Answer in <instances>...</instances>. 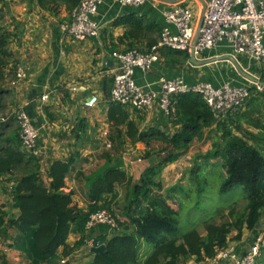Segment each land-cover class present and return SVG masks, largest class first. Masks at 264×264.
Returning a JSON list of instances; mask_svg holds the SVG:
<instances>
[{
	"label": "trees",
	"instance_id": "16d2710c",
	"mask_svg": "<svg viewBox=\"0 0 264 264\" xmlns=\"http://www.w3.org/2000/svg\"><path fill=\"white\" fill-rule=\"evenodd\" d=\"M38 1L42 8L45 2L65 3L71 11L81 0ZM7 8L9 0H0V95L4 70L13 58L10 43L21 35L20 24L15 20L11 22L17 30L14 32L2 24ZM120 22L116 21L114 26ZM130 28L124 38H136L151 26L143 28L141 22L131 21ZM133 44L132 41L130 46ZM182 54L187 61L189 55ZM249 90L244 107L219 121L196 94L189 92L178 96L175 119L171 122L180 130L172 137L156 129L140 131L132 119L135 111L110 101L107 109L110 146L118 150L129 140L131 144L144 142L150 147L151 142L160 137L166 147L156 153L149 148L144 153L142 158L149 166L137 181L126 171L122 157L116 156L118 151L103 153L104 164L89 174L77 173L76 180L80 178L84 183L80 193L87 205L85 210L73 203L74 191H65L73 159L51 162L45 171V181L40 157L26 153L18 132L5 135L4 124H1L0 176L8 175V180L13 182L9 195L17 216L0 210V237L10 240L9 248L21 252L24 257L21 264H60L58 249L62 248V257H68L79 247L86 246L88 218L104 210L115 219L117 229L109 237L107 234L95 236L96 242L105 245V251L93 254L88 250L92 257L90 264H186L191 259L200 263L214 258L218 251L228 247L229 241L241 240L244 230L257 236L264 217V89L258 90L256 86ZM2 107L0 100V109ZM244 125L256 129L257 133L245 130ZM206 138L211 140V147L199 155L198 172H191V181H195L194 176L198 177L203 164L217 160L221 164L217 175L222 179L219 193L241 187L245 206L241 210L230 207L227 220L222 223L203 222L204 235L192 229L177 236L179 210L171 205L169 196L161 193L160 174L188 152L193 140ZM201 178L199 175V198L209 188L207 181ZM118 188L124 189L122 198H119ZM10 231L14 232L13 236ZM71 233L81 237L73 246H68L66 241ZM143 241L155 243L144 259L141 256ZM0 264H7V261L3 258ZM260 264H264V260Z\"/></svg>",
	"mask_w": 264,
	"mask_h": 264
},
{
	"label": "crops",
	"instance_id": "0c3cea01",
	"mask_svg": "<svg viewBox=\"0 0 264 264\" xmlns=\"http://www.w3.org/2000/svg\"><path fill=\"white\" fill-rule=\"evenodd\" d=\"M195 4L192 0H179L177 3L148 0L142 6L134 8L121 6L114 0H104L93 17L100 25L99 35L78 42L60 30V25L70 20L69 5L45 2V8H42L38 0H32L30 4L26 0L9 1L10 7L5 9V13L8 12L18 20L21 35L10 43L13 58L4 70L3 93L0 95V100L11 118L9 120V117H0V125L4 124L2 130L5 135L17 132L13 113L18 107L26 111L39 131L37 150L42 178L45 181V171L51 162L73 159L72 172L66 180L65 191H74L72 201L78 208L85 210L87 205L82 192L80 193L84 183L80 178L76 180V175H87L94 170L86 167L93 166L92 154L104 148L102 153L118 151L142 156L150 148L144 142L131 144L126 140L120 149L115 150L114 145L110 146L107 140L110 132L107 109L110 103L109 93L113 87L111 70L117 66L112 54L131 49L149 51L157 42L162 28L166 26L163 13L178 5H191L195 8ZM118 20L121 24L114 26ZM131 21L141 22L143 28L150 24L151 29L136 38H124L131 29ZM171 30H174L173 27ZM132 41L134 44L130 46ZM214 56L215 52L204 55L205 58ZM109 57L112 61L107 60ZM16 64L22 65L26 73V79L20 82L13 73ZM209 65L195 67L189 63V58L185 61L182 52L161 51L159 60L150 71L144 73L136 69L133 78L137 84L155 90L161 80L176 77H182L190 87L197 82H208L215 87L225 82L240 85L234 83L233 78L224 76V73H214V70L208 68ZM199 68L204 70L195 76ZM44 94L49 96L47 101L42 102L41 97ZM92 95L98 96V104L91 109L84 108L85 101ZM132 119L137 122L140 131L156 129L165 136L172 137L180 130L158 108L145 113L134 112ZM64 152L68 156L64 155L63 158L61 155ZM12 185L8 175L0 176V210L15 217L17 209L12 207L9 195ZM9 233L14 235L13 231ZM106 233L104 226L97 225L88 235L97 237ZM255 236L256 233L244 230L241 240L229 241L228 246H232L238 255H242ZM80 237L77 233L69 234L67 245L73 246ZM10 243V240L4 241L0 237V256L4 255L7 264H14L9 259V252L12 251V259L17 262L22 255L19 250L9 248L7 245ZM57 253L60 264H90L92 259L86 246L79 247L68 257H62V248ZM82 258H85L83 262ZM186 264L208 262L198 263L191 259Z\"/></svg>",
	"mask_w": 264,
	"mask_h": 264
},
{
	"label": "built area",
	"instance_id": "2783aa9c",
	"mask_svg": "<svg viewBox=\"0 0 264 264\" xmlns=\"http://www.w3.org/2000/svg\"><path fill=\"white\" fill-rule=\"evenodd\" d=\"M104 0H81L70 12V20L60 25V30L73 40L82 42L97 37L100 25L93 20L98 7ZM121 6L140 7L148 0H114ZM203 21L198 31L194 46L195 58L210 59L204 55L215 52V57L231 56L248 73L255 71L256 65H264V0H206ZM166 26L162 28L157 42L147 52L131 49L114 52L112 58L117 66L111 70L113 87L109 100L129 107L138 113H145L158 108L168 119L173 121L176 115L177 97L192 92L210 109L216 121L240 111L250 96V87L244 84L233 85L229 82L219 87L208 82H197L188 86L182 77L164 79L157 90L137 84L134 80L136 69L147 73L159 60L161 51L183 52L190 55L197 31L198 18L189 5H178L163 13ZM173 27L174 30H171ZM240 58V59H239ZM242 61V62H240ZM13 73L17 81L26 79L24 68L14 66ZM258 90H260L257 87ZM48 94L41 101L48 100ZM99 102L97 95H92L84 103V108L91 109ZM19 140L22 149L28 154L38 155L37 142L39 131L22 107L14 111ZM97 225L107 229L110 236L117 229L115 219L106 211L91 214L86 223L89 232ZM86 247L100 246L95 237H87ZM262 238L256 237L246 252L238 255L232 246L218 251L208 264H255L261 255ZM64 262H61L63 264Z\"/></svg>",
	"mask_w": 264,
	"mask_h": 264
},
{
	"label": "rangeland",
	"instance_id": "374dc122",
	"mask_svg": "<svg viewBox=\"0 0 264 264\" xmlns=\"http://www.w3.org/2000/svg\"><path fill=\"white\" fill-rule=\"evenodd\" d=\"M192 1L194 2V4L196 3L194 6L195 8H193L191 5H189V7H191V10L195 17L199 19L202 5L198 0ZM13 20L15 19L11 17L8 12L4 14L2 24L7 26L8 30L11 32L17 31L11 24ZM15 21L17 22L18 20ZM208 68L214 70V73H224V76L231 79L233 78L232 80L236 84H244L250 88L256 87V85L251 84L250 82L243 79L240 75H238L233 65L227 61H220L210 64ZM203 70L204 68H199L197 70L198 72L195 73V76H197L198 73H201ZM250 74L254 75L264 83L263 64L256 65L255 71L250 72ZM0 117H9V120L11 118V116H9V111H7L4 105L0 109ZM244 128L245 130H248L252 133H257L256 129L249 128L247 125H244ZM96 141L99 142L98 139ZM163 147H166V144L159 137V140H154L151 142L150 150L156 153ZM210 147L211 140L207 138L202 141L193 140L188 152L174 163L166 166L160 174V181L162 185L161 193L164 196H169V202L171 203V205H174V207L178 208L179 210V225L177 236H181L192 229H195L199 232V234L204 235L203 222L213 220L215 223H222L227 220V213L230 207L234 206L235 209L241 210L245 206V201L242 199V197L244 196V191L241 187H237L234 190L229 191L228 193H219V186L222 182V179L217 175V169H221V164L217 160L210 162L207 165L203 164V169L199 171L198 177L194 176L195 181H191V172L194 171V174L198 172V170L196 169V165L201 161L199 155L204 154L207 150L210 149ZM103 151H105V149L101 148L99 151L92 154V158L94 160L92 162L93 166L86 165L88 169L96 170L98 167L104 164V159L102 157ZM64 155L68 156V153L64 152V154L61 156H63L64 158ZM116 156L122 157L125 169L128 174L134 179V181H137L143 171L149 166V162L146 159H143L142 156L137 155V153H117ZM160 157H163V154ZM212 168H215L216 170H212ZM199 175L202 176L201 179H204L205 182L207 181V185L209 186L208 190L200 198L197 194ZM118 192L120 193L119 198H122L124 189L118 188ZM122 219L123 218H120L119 220L122 221ZM233 235L234 234L232 233L230 237H232ZM255 237L262 238L261 255L255 261V264H260L262 260H264V217L262 219V224L259 227L258 234ZM154 244V242H142L141 256L143 258H146L147 255L151 252ZM11 252H9V259H11L10 261L14 264H21L24 260V257H19L20 260H18L17 262L16 260L12 259L13 257ZM3 258L4 256H0V263ZM84 259L82 258L81 262H83Z\"/></svg>",
	"mask_w": 264,
	"mask_h": 264
},
{
	"label": "water",
	"instance_id": "95a60500",
	"mask_svg": "<svg viewBox=\"0 0 264 264\" xmlns=\"http://www.w3.org/2000/svg\"><path fill=\"white\" fill-rule=\"evenodd\" d=\"M160 1H164V2H169V3H177L179 0H160ZM201 5H202V9H201V13H200V17L198 19V23H197V31L193 40V44H192V49L189 55V63L192 64L195 67H201V66H205L214 62H220V61H227L229 63H231L233 65V67L235 68L236 72L238 73V75H240L243 79H245L246 81L250 82L253 85H256L260 90L264 89V83L261 82L257 77H255L254 75L246 72L241 66L240 64L231 56H220V57H215V58H210V59H203V60H198L195 58V54H194V46L196 43V39L198 37V31L201 27L202 21H203V16H204V11H205V7H206V3L204 0H199ZM108 61H112V58L109 57L107 58ZM105 251V245H100L97 247H91L90 248V252L93 254H98Z\"/></svg>",
	"mask_w": 264,
	"mask_h": 264
},
{
	"label": "clouds",
	"instance_id": "9594fccd",
	"mask_svg": "<svg viewBox=\"0 0 264 264\" xmlns=\"http://www.w3.org/2000/svg\"><path fill=\"white\" fill-rule=\"evenodd\" d=\"M90 250V249H89Z\"/></svg>",
	"mask_w": 264,
	"mask_h": 264
}]
</instances>
